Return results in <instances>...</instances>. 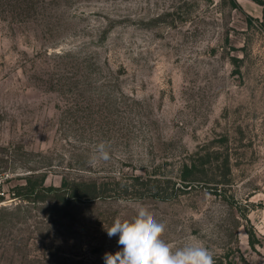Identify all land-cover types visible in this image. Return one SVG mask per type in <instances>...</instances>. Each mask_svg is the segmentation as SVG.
Returning a JSON list of instances; mask_svg holds the SVG:
<instances>
[{
  "label": "rangeland",
  "instance_id": "obj_1",
  "mask_svg": "<svg viewBox=\"0 0 264 264\" xmlns=\"http://www.w3.org/2000/svg\"><path fill=\"white\" fill-rule=\"evenodd\" d=\"M235 1L0 0V264H104L139 211L264 264V4Z\"/></svg>",
  "mask_w": 264,
  "mask_h": 264
},
{
  "label": "clouds",
  "instance_id": "obj_2",
  "mask_svg": "<svg viewBox=\"0 0 264 264\" xmlns=\"http://www.w3.org/2000/svg\"><path fill=\"white\" fill-rule=\"evenodd\" d=\"M111 158L107 145L100 142L90 164ZM117 218L105 228L107 235L118 241V252H105L104 264H215L214 253L198 240L189 239L183 246L173 249L163 238L165 224L143 211L131 221Z\"/></svg>",
  "mask_w": 264,
  "mask_h": 264
},
{
  "label": "trees",
  "instance_id": "obj_3",
  "mask_svg": "<svg viewBox=\"0 0 264 264\" xmlns=\"http://www.w3.org/2000/svg\"><path fill=\"white\" fill-rule=\"evenodd\" d=\"M256 1L259 2V3L264 4V0H256ZM233 3L234 4H237V2L235 0H233ZM189 171L190 170L186 166L185 167V170L183 172L184 173L183 174V178L184 179H187L188 178V172ZM42 178L44 179V176ZM63 185L65 187H68L69 183L67 181H65V182H63ZM76 185H78L77 188L79 187V189L82 188V187L83 188L86 187L85 188L86 189V194L92 193L93 191H95L98 188L97 183H94V182H92V183H85V182H83V183H77ZM20 188L23 189V190H25L24 191L25 195L34 194L36 191L40 190V188L38 187L37 182L36 181L34 182L32 180V178H28V183H26L24 185H21ZM46 189L47 190H60V188H55V187H48ZM37 195L39 196V193L38 192H37ZM75 195L81 196L83 194L81 193V194H75ZM257 241L258 240L256 238H251V240H250V242H251L252 245H255V243Z\"/></svg>",
  "mask_w": 264,
  "mask_h": 264
}]
</instances>
